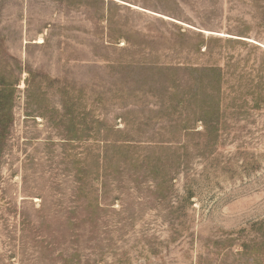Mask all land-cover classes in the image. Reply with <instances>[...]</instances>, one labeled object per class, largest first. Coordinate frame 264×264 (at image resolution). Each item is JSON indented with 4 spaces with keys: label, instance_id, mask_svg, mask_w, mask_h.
I'll return each mask as SVG.
<instances>
[{
    "label": "rangeland",
    "instance_id": "374dc122",
    "mask_svg": "<svg viewBox=\"0 0 264 264\" xmlns=\"http://www.w3.org/2000/svg\"><path fill=\"white\" fill-rule=\"evenodd\" d=\"M0 264H264V0H0Z\"/></svg>",
    "mask_w": 264,
    "mask_h": 264
},
{
    "label": "trees",
    "instance_id": "16d2710c",
    "mask_svg": "<svg viewBox=\"0 0 264 264\" xmlns=\"http://www.w3.org/2000/svg\"><path fill=\"white\" fill-rule=\"evenodd\" d=\"M192 197H193V196H190V195L187 196V197H186V201L189 202V201L192 199Z\"/></svg>",
    "mask_w": 264,
    "mask_h": 264
},
{
    "label": "bare ground",
    "instance_id": "6f19581e",
    "mask_svg": "<svg viewBox=\"0 0 264 264\" xmlns=\"http://www.w3.org/2000/svg\"><path fill=\"white\" fill-rule=\"evenodd\" d=\"M41 39V38H40ZM40 41V40H39ZM42 42V39H41V41H40V43Z\"/></svg>",
    "mask_w": 264,
    "mask_h": 264
}]
</instances>
